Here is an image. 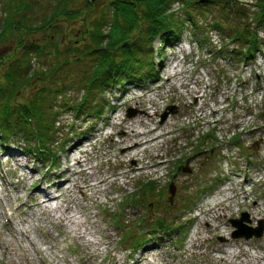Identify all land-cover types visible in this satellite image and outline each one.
Masks as SVG:
<instances>
[{
  "label": "rangeland",
  "instance_id": "obj_1",
  "mask_svg": "<svg viewBox=\"0 0 264 264\" xmlns=\"http://www.w3.org/2000/svg\"><path fill=\"white\" fill-rule=\"evenodd\" d=\"M67 1L71 9L85 11L86 0ZM108 1H100L87 14L85 25L82 18L67 23L70 40L76 37L75 40L81 41L79 34L85 32V27L91 31L92 21L106 18L101 5ZM32 2L36 7L25 12L23 4L31 7ZM54 3L55 0H0V29L13 33L0 40V84L4 83L6 59L17 47L11 35L20 38L19 21L28 26L38 25L49 17V6ZM178 8L174 6L180 17L182 12ZM195 20L197 28L191 23L183 26L180 38L171 45L161 47L158 40L150 45L151 53L156 54L154 82L139 87L125 83L121 91L115 89L99 96L103 100L100 116L93 121L86 117L76 119L74 111L64 107L58 118L62 125L60 135L57 143L49 147L51 152L36 154L19 136L2 142L4 145L0 142V201L9 205L5 212L0 205V212H7L13 221L9 225L5 216L0 217V235L3 241L10 242L11 248L24 247L30 259L34 258L26 242L29 239L40 250L44 264L61 263L62 256L72 259L77 248L68 231L75 226L67 222V232L62 236L56 222L53 226H42L36 219H30L29 224H21L20 215L15 212L18 203L14 196H19L25 204L22 212L27 215L30 209L37 210L33 207V193L39 187L51 190L56 196L53 184L67 177L55 180L52 175L66 169V153L80 143L70 156L83 160L84 151L91 156L95 169L89 172L95 175L90 184L100 177L108 178L98 191L92 187L85 189L83 203L89 211L76 215L80 221L85 220L84 214L89 215L94 240L110 242L115 250L107 258L103 256L101 264H112L109 258L113 256L116 262L128 258L127 264H132L141 250L149 246L155 248V253L147 262H158L165 251L168 257L181 254L177 264H228L206 262L201 257L188 261L202 243L196 242L197 238L203 240L202 253L212 247L227 253L233 249L242 256L238 262L232 261L235 264H264V48L246 64L237 54L231 59H217L216 51L223 49L230 54L232 44L221 32L210 28L211 22L206 20L205 24V19L197 16ZM263 32H260L262 40ZM28 93V89L21 92L25 98L29 97ZM81 96L82 92L75 90L65 100L77 103ZM169 108L172 112L163 118ZM129 112L135 113L134 116L128 117ZM124 133L129 138L132 133H142L138 139L143 141L158 138L140 147L136 151L139 161H135L131 152L122 156L119 141ZM14 151L19 155L20 166L10 158ZM83 179L80 176L76 181L83 186ZM148 182L153 184L145 192L141 187ZM170 185L175 188L172 198L168 193ZM11 206L14 208L9 211ZM243 214L248 219L243 223L246 233L257 231L262 223L259 238H233L237 229L231 221L240 220ZM154 219L169 229L157 232ZM206 221L211 225L219 223V232L211 230ZM11 226L16 232L15 240L8 233ZM129 232L141 246L125 239L124 234ZM216 250L212 256L218 260L221 255ZM40 258L35 256V264H40ZM7 259L0 250V264H25L22 257L12 256L9 263Z\"/></svg>",
  "mask_w": 264,
  "mask_h": 264
},
{
  "label": "trees",
  "instance_id": "obj_2",
  "mask_svg": "<svg viewBox=\"0 0 264 264\" xmlns=\"http://www.w3.org/2000/svg\"><path fill=\"white\" fill-rule=\"evenodd\" d=\"M100 1L86 0L82 13L71 9L67 0H55L49 6V17L38 25L19 21L20 38L11 35L17 47L9 56L11 62L6 59L4 83L0 84L1 143L19 136L34 153L51 152L49 147L60 135L58 118L64 107L74 111L76 119L93 121L100 116L103 100L99 96L115 89L121 91L125 83L139 87L154 82L156 54L151 53L150 45L156 40L161 47L171 45L180 38L183 26L191 23L197 28L196 16L204 18L205 24L206 20L211 22L210 28L221 32L232 44L230 54L223 49L216 51L217 59H231L237 54L246 64L264 48L260 38L264 31V0H109L101 5L106 18L92 21V30L85 27V32L79 34L85 43L76 37L70 40L67 23L82 18L85 25V17ZM175 5L182 12L180 17ZM22 7L30 12L36 5L32 2L31 7ZM8 30L0 29V40L13 34ZM24 89L29 90L27 98L21 94ZM75 90L82 92L80 100L68 103L65 98ZM148 183L141 187L145 192L153 184ZM153 222L157 232L169 229L162 221ZM124 236L141 246L131 232Z\"/></svg>",
  "mask_w": 264,
  "mask_h": 264
},
{
  "label": "bare ground",
  "instance_id": "obj_3",
  "mask_svg": "<svg viewBox=\"0 0 264 264\" xmlns=\"http://www.w3.org/2000/svg\"><path fill=\"white\" fill-rule=\"evenodd\" d=\"M153 131V130H152ZM132 137L129 138L126 133L123 134V138L119 141V144L121 148L123 149V157L126 155L129 156L130 152L132 155V159H135V161H139L136 155V151L144 146V145H149L153 143L154 141L156 142L157 136L152 137L149 140H140L138 139L142 133H138L134 135L132 133ZM132 140V144H129V141ZM135 140V141H133ZM79 146H81L80 143L74 144L72 147H70V153H66V159H65V164H66V169L59 171L57 174L52 175V177H55V180L58 179L59 177H67L65 181L59 182L57 184H53L54 191L56 192V196L53 195L52 191L49 189H42L39 187L34 193H33V199L35 201L34 206L37 210L36 212L33 211V209H30L27 214H23L22 208L25 205L20 201L19 196H14L16 198V202L18 203V206L15 208V212L17 215H20V223L25 224L28 223L30 219H36L42 226L44 225H52L56 222L58 231L60 235H65L67 232L66 229V223H72L71 225H74L75 228L71 229L68 231L70 234V238L72 240V243L76 245L77 250H73V257L67 258L65 256H62L61 258V263L58 262L57 264H101L100 259L104 256L107 258L109 253L115 252L111 248L110 242L107 244L103 240H94V236L91 234L92 230V224L89 220V215L84 214L85 220L80 221L77 220L76 215L77 214H82L86 213L89 211L88 206H84L85 202V189H88V187H92L96 191L99 190L100 186L105 184L108 180L105 176L100 177L96 179L95 184H90L91 178L93 175H95L94 172H89L90 169L94 170L95 167L91 165V159L90 155L87 154L85 151L81 152L82 154H86L84 156V159L76 158V157H71L70 154L73 153L74 151H77ZM10 158L13 159V161L20 166V159L19 155L14 151L10 153ZM71 165V166H70ZM143 169V167L141 168ZM61 172V173H60ZM60 173V174H59ZM59 174V175H58ZM75 176L79 178L80 176L83 177V186L79 185L78 182L75 179ZM30 179H33V176L30 177ZM71 182L72 185L67 186V184ZM91 185V186H90ZM67 186V187H66ZM14 191H17L14 189ZM11 194L12 191H11ZM77 194L80 195V197L77 196ZM10 198V195L8 194L7 196ZM35 197V198H34ZM213 202H217V200H214ZM56 204L55 206H53ZM0 205L5 212L6 208L9 206H5L3 202L0 201ZM14 208V207H13ZM12 206L9 207V211H12ZM1 213L0 212V217L5 216V221L9 225L13 224V221L11 222V217L8 215V213ZM12 213V212H11ZM13 214V213H12ZM57 216V217H56ZM94 218V217H93ZM214 221V220H212ZM207 226H211L210 229L213 230L214 232H219L221 225L219 223L215 225H211L209 221L205 222ZM29 224V223H28ZM11 232H8L10 237L15 240V234L16 232L13 230V226ZM69 229V228H68ZM23 233V231H20ZM26 232V231H25ZM28 233V232H27ZM18 236H21L19 232L17 231ZM86 236H91L92 239L88 240L86 239ZM108 237V236H106ZM51 237H48L50 239ZM108 239V238H107ZM48 241V240H47ZM201 241L202 243L199 244L197 252H193L190 254L189 260H195L198 257H201L206 262H213V263H228V264H235L234 262H238L240 258L242 257L240 254H236L233 249H230V251L227 253L224 250H216L217 248L212 247L205 253L201 252V247L203 246V240L200 238H197L196 242ZM28 245L31 246L34 258L30 259V255L28 254V251L21 246H18V249L11 248V244L9 241H3L2 236L0 235V250L1 254L5 257H7V262H10V258L12 256L16 257H22L23 261L25 264H35V256L40 258V250L36 247L35 243L33 241H30L29 239L26 241ZM205 243V241H204ZM231 245L232 243L229 242ZM57 244V243H56ZM56 246V245H55ZM104 246L103 249L101 247ZM237 246V245H235ZM51 248L52 247H48ZM59 249V247H58ZM155 248L153 246L146 247L141 250L139 257L132 263V264H143V262H147V258L155 253ZM218 252L221 256L218 257V260H216L212 256V252L215 251ZM48 251V249H47ZM35 253V254H34ZM104 253V254H103ZM168 254V253H166ZM165 254V251H162V257L158 259V262L155 261H149L147 264H177V259H180L181 254H173L172 257H168ZM167 256V257H165ZM127 259H119L116 262V257H110L109 260L112 262V264H127ZM264 259V258H262ZM41 261V258H40ZM234 261V262H232ZM254 262H257V259H255ZM44 264L42 261L40 264ZM22 264V263H21ZM219 264V263H218ZM243 264H251V263H243Z\"/></svg>",
  "mask_w": 264,
  "mask_h": 264
},
{
  "label": "water",
  "instance_id": "obj_4",
  "mask_svg": "<svg viewBox=\"0 0 264 264\" xmlns=\"http://www.w3.org/2000/svg\"><path fill=\"white\" fill-rule=\"evenodd\" d=\"M169 112L165 111L164 114H163V118L167 117V115L169 113L172 112V110L169 108L168 109ZM135 113L133 112H129L128 113V117H133ZM174 186L173 185H170L169 186V189H168V193L170 194V197L172 198L173 195L175 194L174 193ZM244 221L248 222V219L246 217L245 214L242 215V218L240 220H234V221H231L232 225H233V228L237 229V231L234 233L233 235V238L234 239H237V238H244L245 240H248L252 237H256V238H259L262 234V228H263V225L262 223L260 224V227L257 231H253V230H249L248 233H246V229L244 227H246L245 225H243ZM244 230V231H243ZM251 231V232H250ZM258 232V233H257Z\"/></svg>",
  "mask_w": 264,
  "mask_h": 264
}]
</instances>
